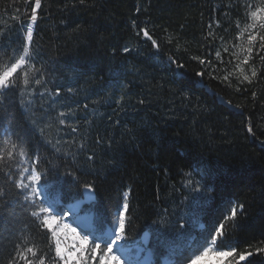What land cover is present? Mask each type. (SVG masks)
I'll use <instances>...</instances> for the list:
<instances>
[{
	"label": "trees",
	"instance_id": "obj_1",
	"mask_svg": "<svg viewBox=\"0 0 264 264\" xmlns=\"http://www.w3.org/2000/svg\"><path fill=\"white\" fill-rule=\"evenodd\" d=\"M0 264H64L43 209L152 263L264 264V0H0ZM234 107L235 109H233ZM58 201H61L59 203ZM148 233V239H145Z\"/></svg>",
	"mask_w": 264,
	"mask_h": 264
},
{
	"label": "rangeland",
	"instance_id": "obj_2",
	"mask_svg": "<svg viewBox=\"0 0 264 264\" xmlns=\"http://www.w3.org/2000/svg\"><path fill=\"white\" fill-rule=\"evenodd\" d=\"M21 65L22 63L1 77L0 85ZM21 184L24 189H31L39 200H43L44 207L38 216L52 231L58 254L64 264H153L150 252L144 247H138L135 253L130 252L131 247H125L124 211L114 230H108L105 237H96L91 232L93 228L91 216L78 215L75 218L74 215L80 209L75 211L70 205L59 210L55 203L44 200V188L37 173L30 170ZM83 217H91L90 224L86 227L80 225ZM230 254L229 251L218 249L213 244L189 264H223ZM169 263L168 259L162 262V264Z\"/></svg>",
	"mask_w": 264,
	"mask_h": 264
},
{
	"label": "water",
	"instance_id": "obj_3",
	"mask_svg": "<svg viewBox=\"0 0 264 264\" xmlns=\"http://www.w3.org/2000/svg\"><path fill=\"white\" fill-rule=\"evenodd\" d=\"M235 109L234 107H232ZM95 200V193L90 187L84 189V203H90ZM145 238L148 239V233H145Z\"/></svg>",
	"mask_w": 264,
	"mask_h": 264
},
{
	"label": "bare ground",
	"instance_id": "obj_4",
	"mask_svg": "<svg viewBox=\"0 0 264 264\" xmlns=\"http://www.w3.org/2000/svg\"><path fill=\"white\" fill-rule=\"evenodd\" d=\"M83 202L82 201H78L76 203L71 204V208L74 209L75 211H78L80 209V207L82 206ZM90 219L91 217H83L80 222V225H82L83 227H86L88 224H90Z\"/></svg>",
	"mask_w": 264,
	"mask_h": 264
}]
</instances>
